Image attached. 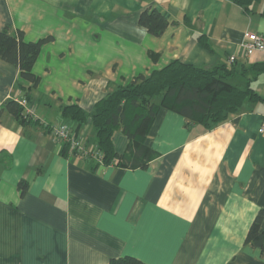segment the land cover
Here are the masks:
<instances>
[{
	"label": "crops",
	"instance_id": "1",
	"mask_svg": "<svg viewBox=\"0 0 264 264\" xmlns=\"http://www.w3.org/2000/svg\"><path fill=\"white\" fill-rule=\"evenodd\" d=\"M263 8L264 0L248 11L232 0H0V30L10 25L28 42L52 37L33 66L40 82L23 112L59 126L63 105L90 112L117 86L173 60L262 61L264 52L248 54L240 44L246 33L264 35ZM150 9L168 22L159 37L138 24ZM20 81L18 68L0 59V108L24 101ZM252 87L264 100L262 76ZM262 100L244 102L209 130L160 108L143 142L154 157L133 160L145 167L94 169L93 158L63 151L35 119L20 124L2 111L0 264H105L122 256L144 264H264V252L244 244L264 210ZM79 137L95 146L89 124ZM113 146L128 152L121 130Z\"/></svg>",
	"mask_w": 264,
	"mask_h": 264
},
{
	"label": "trees",
	"instance_id": "2",
	"mask_svg": "<svg viewBox=\"0 0 264 264\" xmlns=\"http://www.w3.org/2000/svg\"><path fill=\"white\" fill-rule=\"evenodd\" d=\"M232 1L248 11L251 4L261 0ZM260 15L264 18V8ZM138 24L155 37L161 36L168 26L167 20L155 9L142 11ZM51 40L52 37L47 36L33 42L25 41L23 31L14 30L10 25L0 30V59L18 68L21 79L18 89L23 93L24 102L30 100V91L40 82L32 69L41 47ZM198 41L202 47L211 51L205 37H198ZM259 76L264 79V59L249 65L224 63L211 67L173 60L147 76L138 75L127 85L117 86L98 100L90 112L76 103L63 105L60 113L66 123L62 125H66L70 133L79 139L82 127L90 125L95 146L89 149L82 142L84 152H72L86 159L93 158L97 162L94 169L99 166L98 163L103 166L145 167V162L134 161H137L139 155L145 156L144 159L154 157V153L147 150L143 142L160 108L171 110L188 122L209 130L225 121L229 115L237 113L244 102L262 100L252 87ZM2 111H6L20 124L30 123L31 119H35L36 123L51 130L52 125L34 117L26 118L23 106L17 100L5 101L0 113ZM118 130L130 141L129 150L123 155H118L113 146V136ZM62 149L69 150L68 144L63 143ZM19 187L23 194L25 184L19 183ZM263 219L264 210H260L244 240V244L259 248L261 252H264V230L261 229ZM105 264L144 263L131 256H122L112 258Z\"/></svg>",
	"mask_w": 264,
	"mask_h": 264
},
{
	"label": "built area",
	"instance_id": "3",
	"mask_svg": "<svg viewBox=\"0 0 264 264\" xmlns=\"http://www.w3.org/2000/svg\"><path fill=\"white\" fill-rule=\"evenodd\" d=\"M240 46L248 54L254 51L264 52V35L257 33H246ZM234 60V56L229 58L230 62H233ZM19 103L25 107V102L23 100L19 101ZM25 117L33 118V111L28 109L25 113ZM259 133L264 136V118L262 119L261 125L259 127ZM50 134L54 140L61 143H67L70 151L84 152L81 139L74 137L66 125L52 126Z\"/></svg>",
	"mask_w": 264,
	"mask_h": 264
}]
</instances>
